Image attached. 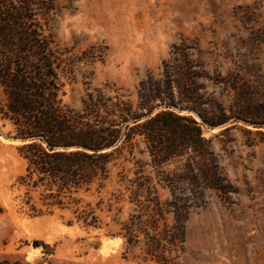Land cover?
Wrapping results in <instances>:
<instances>
[{
	"label": "trees",
	"instance_id": "obj_1",
	"mask_svg": "<svg viewBox=\"0 0 264 264\" xmlns=\"http://www.w3.org/2000/svg\"><path fill=\"white\" fill-rule=\"evenodd\" d=\"M55 1L0 0V119L21 141L20 208L30 216L67 210L68 224L100 227L95 207L82 195L93 186L99 191L112 160L141 143L152 173L138 168L124 182L134 208L117 234L127 246L141 244L147 259L171 264L183 250L190 213L206 206L208 192H236L203 128L239 121L263 144L264 73L245 64L242 71L211 75L192 54H169L156 73L148 70L138 81L134 101L106 86L87 92L80 108L72 109L62 101L61 58L48 32ZM257 6L264 9V0L239 8L250 47L264 44V28L252 26ZM206 82L225 88L230 104L208 91ZM32 245L48 248L36 240ZM0 264L31 263L0 254Z\"/></svg>",
	"mask_w": 264,
	"mask_h": 264
},
{
	"label": "rangeland",
	"instance_id": "obj_2",
	"mask_svg": "<svg viewBox=\"0 0 264 264\" xmlns=\"http://www.w3.org/2000/svg\"><path fill=\"white\" fill-rule=\"evenodd\" d=\"M261 2L56 0L48 32L61 58L63 103L79 109L87 92L106 86L134 101L138 81L148 70L156 73L169 54H192L211 75L242 71L245 64H257L264 73V44L246 46L248 32L238 18L241 6ZM257 7L252 26L264 28V9ZM206 85L224 105L230 104L225 88ZM243 128L239 121L203 128L236 192H208L206 206L190 213L183 250L171 264H264V143ZM20 144L12 125L0 119V254L31 264H161L147 259L141 244L127 246L117 234L134 208L126 201L124 182L138 168L152 173L141 143L132 154L124 151L112 160L109 179L99 191L93 186L82 195L95 207L98 228L68 224L67 210L30 216L20 208L24 188L17 177L25 167L17 152ZM34 240L48 248L33 247Z\"/></svg>",
	"mask_w": 264,
	"mask_h": 264
}]
</instances>
